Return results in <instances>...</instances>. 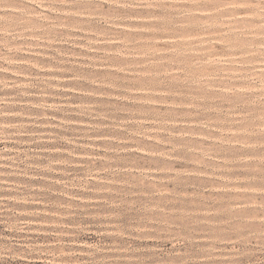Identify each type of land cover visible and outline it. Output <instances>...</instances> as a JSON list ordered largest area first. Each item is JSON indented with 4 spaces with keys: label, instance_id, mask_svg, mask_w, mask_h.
<instances>
[{
    "label": "rangeland",
    "instance_id": "obj_1",
    "mask_svg": "<svg viewBox=\"0 0 264 264\" xmlns=\"http://www.w3.org/2000/svg\"><path fill=\"white\" fill-rule=\"evenodd\" d=\"M0 264H264V0H0Z\"/></svg>",
    "mask_w": 264,
    "mask_h": 264
}]
</instances>
